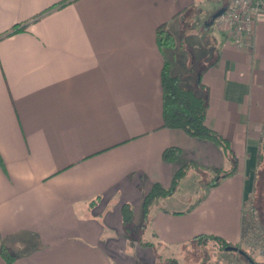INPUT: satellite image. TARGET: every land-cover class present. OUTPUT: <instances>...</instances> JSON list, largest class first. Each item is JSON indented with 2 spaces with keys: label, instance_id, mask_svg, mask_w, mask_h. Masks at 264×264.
<instances>
[{
  "label": "crops",
  "instance_id": "1",
  "mask_svg": "<svg viewBox=\"0 0 264 264\" xmlns=\"http://www.w3.org/2000/svg\"><path fill=\"white\" fill-rule=\"evenodd\" d=\"M226 3L0 0V264H180L197 234L241 241L264 132V11L252 45L236 46L211 21ZM163 22L171 47L157 42ZM165 60L183 85L205 87V123L237 167L197 201L157 198L143 220V196L180 165L230 164L213 142L162 126ZM168 146L175 161L161 158Z\"/></svg>",
  "mask_w": 264,
  "mask_h": 264
},
{
  "label": "trees",
  "instance_id": "2",
  "mask_svg": "<svg viewBox=\"0 0 264 264\" xmlns=\"http://www.w3.org/2000/svg\"><path fill=\"white\" fill-rule=\"evenodd\" d=\"M22 27L23 25H21L20 28L18 25L13 26L11 31L21 29ZM7 33L8 32H5L4 34ZM155 33L157 42L161 48L174 45L175 39L165 22L156 27ZM160 82L162 87V126L181 129L189 136L213 142L222 150L230 164L227 168L210 169H202L193 161L180 165L174 172L168 187H163L159 183L154 182L150 190L143 196L141 202V217L143 220L149 217L150 208L154 201L159 197H166L172 194L178 187L180 180L190 171H198L200 174L212 172L213 174L206 182L207 189H209L218 184L221 180L232 175L237 167V158L231 148L229 140L205 123L208 108L207 91L205 87L201 83H198L196 88H189L183 85L181 78L177 74L172 73L170 63L167 60L164 61L160 70ZM180 152V147L168 146L162 151L161 158L165 162H172L179 157ZM253 184L255 186V201L260 202L261 199L263 204H254L252 201L250 207L257 210L259 217L258 223L260 227L264 229V132L260 138V145L256 156V173ZM121 215L126 229L125 231H127L128 234L130 233L129 225L133 218L132 208L129 203L126 202L121 205ZM245 233L246 226L242 222L241 241L238 243L227 241L216 234L201 233L193 236L189 244L201 246L212 241L214 244L216 243L218 249H226L240 253L245 263L257 264L248 253L240 248V243ZM140 243L143 245H153L150 242L144 241H140ZM171 262L172 264H177L175 259H172Z\"/></svg>",
  "mask_w": 264,
  "mask_h": 264
},
{
  "label": "rangeland",
  "instance_id": "3",
  "mask_svg": "<svg viewBox=\"0 0 264 264\" xmlns=\"http://www.w3.org/2000/svg\"><path fill=\"white\" fill-rule=\"evenodd\" d=\"M189 19L190 16L187 15L186 20L189 21ZM213 26H215V24H213ZM213 26L212 24L210 25L211 33L213 30L212 28H214ZM212 174V172H207L203 174L196 173L194 178L187 179V181H184L182 183V186L178 185V187L176 188L178 189V196H188L187 194H189L190 198H192V201L199 200V198L203 196V193L206 190V182ZM193 181H195V184H192ZM252 201L254 202V204H263V202H261V199L260 202L255 201L254 184L248 203L243 209V213L246 211V209L248 210L250 208V203ZM255 211L257 212V210ZM258 220L259 217H257V220L255 221V216H252V223L249 222L252 226H249V223L245 224L246 233L242 239V242L240 243V248L243 249L246 253H248L249 256L252 257L257 264H264V242H262V244L260 245H255V240L259 238V234L264 233V229L260 227ZM179 256L180 264H247L241 257V254L237 251L218 249V247H216V243L214 244L212 241L201 246H185L184 249L179 252Z\"/></svg>",
  "mask_w": 264,
  "mask_h": 264
},
{
  "label": "built area",
  "instance_id": "4",
  "mask_svg": "<svg viewBox=\"0 0 264 264\" xmlns=\"http://www.w3.org/2000/svg\"><path fill=\"white\" fill-rule=\"evenodd\" d=\"M263 11L264 0H227L221 13L213 20V24L236 46L250 47L253 41L256 18ZM252 216H255L256 221L258 214L250 207L243 213L242 222L244 224L252 223ZM251 223L249 226H252ZM262 242H264V233L259 234V238L255 240V245H260Z\"/></svg>",
  "mask_w": 264,
  "mask_h": 264
},
{
  "label": "water",
  "instance_id": "5",
  "mask_svg": "<svg viewBox=\"0 0 264 264\" xmlns=\"http://www.w3.org/2000/svg\"><path fill=\"white\" fill-rule=\"evenodd\" d=\"M223 10V7L217 11L215 14H213L212 18H211V21L213 22V20L221 13V11ZM210 22H207L206 26L209 25Z\"/></svg>",
  "mask_w": 264,
  "mask_h": 264
}]
</instances>
